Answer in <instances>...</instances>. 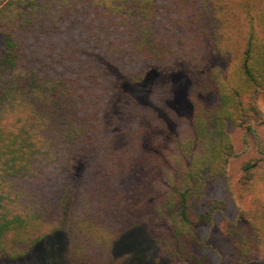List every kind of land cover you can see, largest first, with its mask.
<instances>
[{
  "label": "trees",
  "instance_id": "trees-1",
  "mask_svg": "<svg viewBox=\"0 0 264 264\" xmlns=\"http://www.w3.org/2000/svg\"><path fill=\"white\" fill-rule=\"evenodd\" d=\"M261 99L264 0H0V254L60 237L79 264H138L146 230L169 264H212L201 230L225 205L200 200L232 125L257 156L225 232L235 264H264Z\"/></svg>",
  "mask_w": 264,
  "mask_h": 264
},
{
  "label": "rangeland",
  "instance_id": "rangeland-1",
  "mask_svg": "<svg viewBox=\"0 0 264 264\" xmlns=\"http://www.w3.org/2000/svg\"><path fill=\"white\" fill-rule=\"evenodd\" d=\"M188 73L185 70H179L170 74L167 80L171 87L175 88L176 104L181 106L186 100L191 85L188 81ZM148 87V83L139 88H131L123 85V92L133 95L141 94ZM118 100L114 102V112H116ZM259 107L264 113V100H259ZM254 127L262 139L264 148V124H254ZM227 132L231 138L235 153L238 154L232 158L228 164L227 178L218 179L205 186L200 203L207 200H221L224 202L225 211L223 214H216L212 223L201 230L209 244L206 251L212 264H235V250L229 242L225 225L227 220L236 216L239 208H247L250 199L241 200L238 198L239 179L241 176L242 165L257 156V143L255 140L248 139L247 145L244 144V130L242 128L228 125ZM147 231L138 230L131 238L136 246V261L138 264H169L155 245L149 240ZM120 259V258H119ZM118 259V262L120 261ZM5 264H79L71 258L67 251L66 242L60 237H53L38 245L36 250H29L26 256L11 259L9 256L0 254V263Z\"/></svg>",
  "mask_w": 264,
  "mask_h": 264
}]
</instances>
